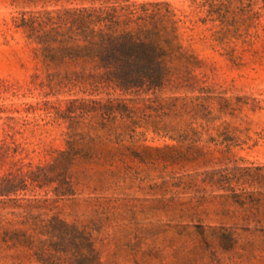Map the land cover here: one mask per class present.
<instances>
[{
    "label": "rangeland",
    "instance_id": "1",
    "mask_svg": "<svg viewBox=\"0 0 264 264\" xmlns=\"http://www.w3.org/2000/svg\"><path fill=\"white\" fill-rule=\"evenodd\" d=\"M131 2L164 3L175 15L184 57L171 61L160 90L49 85L36 46L15 22L40 5L0 0V178L46 166L66 149L69 134L89 133V118L72 115V128L62 118L70 102H123L136 122L134 133L121 131L119 146L98 144L126 156L113 175L78 164L70 195L50 182L0 191V264H36L28 251L2 244V234L25 230L31 217L53 216L88 228L98 264H264L263 0ZM209 3L223 5L224 23L209 15ZM219 175L233 178L227 190L214 182ZM232 191L247 197L244 205ZM221 228L237 240L231 250L215 237Z\"/></svg>",
    "mask_w": 264,
    "mask_h": 264
},
{
    "label": "trees",
    "instance_id": "2",
    "mask_svg": "<svg viewBox=\"0 0 264 264\" xmlns=\"http://www.w3.org/2000/svg\"><path fill=\"white\" fill-rule=\"evenodd\" d=\"M118 0H11L21 8L39 11L21 12L15 18L17 27L36 46L40 62L47 71L49 85L75 83L99 87L112 86L123 93L139 90H160L170 74L172 60L183 58L176 45V21L169 6L160 2H131L120 5ZM264 4V0H263ZM223 5L209 3V15L216 14L222 23L226 11ZM49 7H52L49 9ZM70 102L62 118L70 121V128L78 118L92 122L89 133H71L66 149L59 151L51 163L37 166L25 173L0 178V191L11 193L17 186L25 187L42 182L57 183L60 196L73 192L71 169L80 164L94 169L100 165L113 175L118 164L125 165L121 147L101 150L98 144L120 145L125 130L134 133V111L123 102ZM58 115L61 112L56 111ZM89 121V122H90ZM129 122L128 125H126ZM97 127L106 137L95 133ZM86 171V169H84ZM231 179L219 175L214 182L222 189L229 188ZM234 202L244 205L232 191ZM251 197L249 196L248 199ZM248 203L259 207L258 199ZM25 230H10L2 234L1 242L8 249L28 251L36 264H98V254L91 232L84 225L67 223L56 216L46 222L31 217ZM215 237L221 248L231 250L237 244L232 233L221 228ZM251 243L243 246L250 252Z\"/></svg>",
    "mask_w": 264,
    "mask_h": 264
}]
</instances>
